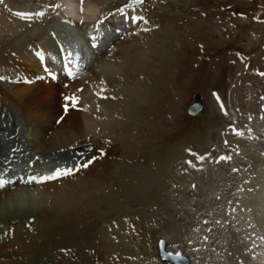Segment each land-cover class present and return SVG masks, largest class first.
I'll return each mask as SVG.
<instances>
[{"label":"rangeland","instance_id":"374dc122","mask_svg":"<svg viewBox=\"0 0 264 264\" xmlns=\"http://www.w3.org/2000/svg\"><path fill=\"white\" fill-rule=\"evenodd\" d=\"M11 1L3 0L1 9L7 10ZM123 1H114L106 14L108 20L104 23L108 24V31L111 22L122 25L116 19L120 15H127L131 21L136 11L140 22L147 19V25L158 26V32L162 33L163 28L169 31L164 36L169 46L165 55L160 56L169 59L163 68L164 77H157L155 86H151L154 102L152 98L150 101L154 107L147 116L154 120L159 115V121L166 118V122L163 126H149L145 119L138 118L137 125L143 124L144 130L137 134V129H130L135 134L130 145H123L127 148L126 156L108 157L119 162L110 169L111 181L109 176L105 182V186H112L96 195L97 202H85L86 208L78 210L85 221L71 225L68 232L57 237L52 257L40 264H81L80 259L73 258L77 255L97 258L104 247L97 238L98 232L108 228L105 232L111 236L124 227L125 219L135 221L137 236H130L128 244L115 246L125 248L124 253L117 254L130 264H170L156 255L155 243L161 232L169 238V248L184 251L191 257V264H264V176L259 177L264 171V0H146L133 13L117 7ZM23 11L27 15L28 10ZM9 53L14 55L13 51ZM47 74L43 72V78L51 79ZM0 77L7 81L11 78L4 74ZM195 92L200 94L202 108L199 114L190 116L185 109ZM173 96L177 97L175 102L171 100ZM3 107L0 105V128L2 124L5 127L0 132L8 133L0 137L7 135V148L16 152L23 144L17 141L24 134L23 127ZM59 108L63 109L62 105ZM176 113L181 118L178 122ZM246 141L257 142L261 149L258 162L257 152L244 146ZM161 152L171 155L166 165L157 157H161ZM3 153L4 147L0 145V156ZM71 153L80 157L77 152ZM47 155L36 157L64 159L55 153ZM24 163L28 161H23L22 166ZM157 166L163 168L161 176ZM171 166L182 175L196 172L198 176L192 174L181 181L170 176ZM210 172L214 178L212 185L210 176L206 179ZM96 215H101L98 225L89 230L87 224L86 232L85 223ZM12 218L7 220L9 224L22 222L16 217L19 221L11 223ZM33 218L32 214L26 217V224L33 223ZM117 254L112 252L115 257Z\"/></svg>","mask_w":264,"mask_h":264},{"label":"bare ground","instance_id":"6f19581e","mask_svg":"<svg viewBox=\"0 0 264 264\" xmlns=\"http://www.w3.org/2000/svg\"><path fill=\"white\" fill-rule=\"evenodd\" d=\"M114 1L117 0H13L7 10L3 11L0 7V44L3 45L0 48V76L4 74L11 77L9 81L0 77V105L6 108L9 116L10 113L13 114L15 123L22 124V138L17 140V132L15 137L17 141H23V144L18 147L16 153L27 152L28 157L23 159L26 162L33 160L37 154V157H42L51 153L69 160L73 157L71 152L82 150L79 147L90 148L83 156L81 152L77 153L80 157H73L79 158L80 162L75 173L73 170L76 166L69 169V175L55 176L40 182L33 179L20 181L19 176L23 178L29 172L51 169L56 174L67 171L68 169L59 167L64 159L56 157L55 160L40 159L42 162L38 164L24 163L25 166L17 167L9 175L11 180L0 187V264H40L51 258L55 239L65 233L64 231L68 232L71 225L78 226L85 221V217L79 214V211L86 208L85 202L90 199L97 202L96 195L104 192L105 187L112 186H105V182L109 176L108 181H111L110 169L119 162L111 158L119 159L118 154H122L121 159L126 156L127 148H123V145H130L131 137L135 134H131L130 129H137V134L143 132V124L137 125L138 118L145 119L149 126L155 123L163 126L166 122V118L159 121V115H156L154 120L147 116L154 107L151 86H155L153 82L157 77H164L163 68L169 59L167 56H164V59L160 57L163 53L165 55L168 44L164 36L168 35L169 31L163 28L162 33L158 32V26L155 27L151 23L147 25V19L142 22L137 20L128 27L130 20L127 15L116 18L123 22L122 25H113L111 22L108 31V24L104 23V20H108L106 14L112 10ZM136 8L138 7L129 6L125 10L133 13ZM23 10H28L31 15L27 13V17H17L13 13L24 12ZM40 13L43 15H39ZM68 29H74L72 33L79 32L80 37L85 39V48L81 52V55L84 54L81 60L85 61L77 71L72 70L70 77H66L60 70L61 62H65L67 50L76 45V41L70 42L64 38ZM37 49H40L43 61L38 60ZM10 51L14 52L13 56ZM4 52L6 54H2ZM43 72L51 73L52 78L45 80ZM151 98L153 102L150 101ZM176 99V96L171 98L173 102ZM61 105L63 109L67 108V111L59 108ZM200 111L201 109L190 116H196ZM179 116L176 113V122L180 121ZM156 136L165 138L159 134ZM87 143L90 146L82 145ZM257 145L254 141L244 143L247 149L257 152L255 160L258 162L261 149ZM173 147L175 148L174 145ZM161 154L162 152L159 155ZM165 154L166 156H157L164 161V165L167 164V157L171 156ZM157 170L161 176L163 168L157 166ZM171 170L170 176L174 175L181 181L183 177L187 179L193 174L185 172L182 175L180 171H175L173 166ZM114 172L115 170L112 171ZM207 174L206 179L212 172ZM263 176L264 171L259 177ZM209 178L210 183H213L214 178ZM133 192L136 193L137 190L134 189ZM30 214L34 215V222L27 225L25 219L30 217ZM13 216L15 217L12 218ZM16 217L21 218L22 222L16 223L19 221ZM9 218H12L11 223L16 224H9ZM96 218L84 224L86 232L89 228H86L87 224H90L89 230L96 228L101 215H96ZM123 228L126 229L125 226ZM123 228L114 232L116 235L113 237L105 232H108V228L98 232L97 238L104 247L97 258L89 259L86 255L73 258L80 259L81 264H117L112 260V252H118L119 255L124 253L125 248L118 249L116 246L125 242L128 244L131 240L130 236L126 235L128 231L123 232ZM159 236L166 238L165 250L172 251L167 235L161 232ZM176 251L186 256L187 264H191L192 260L188 254L182 250ZM119 255L117 254L118 258ZM158 259L170 263L159 257ZM119 260L120 264H130L127 259ZM59 262L58 264H71Z\"/></svg>","mask_w":264,"mask_h":264},{"label":"water","instance_id":"95a60500","mask_svg":"<svg viewBox=\"0 0 264 264\" xmlns=\"http://www.w3.org/2000/svg\"><path fill=\"white\" fill-rule=\"evenodd\" d=\"M141 0H128L124 5L130 4H138ZM201 108V101L199 100L198 93L194 95L193 99L188 102L186 106V112L190 115H195L199 109ZM79 149L86 150L87 146L79 147ZM165 242L166 238L164 236H160L156 242V253L161 260H167L173 264H187L188 258L183 256L179 251H170L165 250Z\"/></svg>","mask_w":264,"mask_h":264},{"label":"snow or ice","instance_id":"6c2138e0","mask_svg":"<svg viewBox=\"0 0 264 264\" xmlns=\"http://www.w3.org/2000/svg\"><path fill=\"white\" fill-rule=\"evenodd\" d=\"M2 2H3V0H0V3H2ZM56 7H59V5H56ZM17 15H23V14L17 13ZM39 15H43V13H40ZM41 59H43V58L41 57ZM73 100L75 101V98H73ZM65 111H67V108H65ZM201 159H202V157H201ZM221 159H225V158L221 157ZM69 174H71V170L57 172L56 176L69 175ZM52 178H55V177H48V179H52ZM4 183H5L4 181H0V187H2Z\"/></svg>","mask_w":264,"mask_h":264},{"label":"built area","instance_id":"2783aa9c","mask_svg":"<svg viewBox=\"0 0 264 264\" xmlns=\"http://www.w3.org/2000/svg\"><path fill=\"white\" fill-rule=\"evenodd\" d=\"M126 222H127V224H125V228L127 229V226H128V228L131 229L130 233L127 234V237L132 236V235L137 236V234L135 232L136 227L134 226L135 225V221L127 219Z\"/></svg>","mask_w":264,"mask_h":264}]
</instances>
